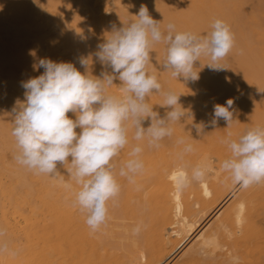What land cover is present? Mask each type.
Masks as SVG:
<instances>
[{"label":"bare ground","instance_id":"obj_1","mask_svg":"<svg viewBox=\"0 0 264 264\" xmlns=\"http://www.w3.org/2000/svg\"><path fill=\"white\" fill-rule=\"evenodd\" d=\"M141 6L162 29L173 23L177 31L205 34L215 19L223 20L234 47L221 68L201 57L199 79L186 81L163 71L165 45H155L149 71L181 94L191 118L174 124L173 136L158 149L145 148L135 183L118 177V203H110L106 223L93 231L65 187L73 183L66 174L38 175L15 159L13 109L25 98L21 82L44 71L33 67L41 58L71 62L83 73L79 59L91 57V72L100 76L105 69L94 56L97 45L113 25L134 20ZM47 25L63 37H48ZM110 91L118 93L115 85ZM229 99L231 126L223 119L211 126L214 105ZM162 100L153 94L149 102L163 117ZM201 123L198 135L194 125ZM256 126H264V0H0V264H264V182L243 188L220 169L230 155L223 138ZM179 137L195 149L183 162ZM202 161L210 166L205 179L178 188L180 172Z\"/></svg>","mask_w":264,"mask_h":264},{"label":"clouds","instance_id":"obj_2","mask_svg":"<svg viewBox=\"0 0 264 264\" xmlns=\"http://www.w3.org/2000/svg\"><path fill=\"white\" fill-rule=\"evenodd\" d=\"M160 43L165 45L163 71L177 80L196 81V62L207 57L208 67L221 68L219 62L232 51L234 37L229 25L220 19H215L205 34L177 31L173 23L162 29L147 7L141 6L134 20L119 28L113 25L97 45L94 56L105 69L100 76L91 72V57H80L83 73L71 62L41 58L33 67L43 68L42 74L21 82L25 98L13 109L15 159L38 175L55 179L66 174L73 183L65 182V187L93 231L106 223L110 203H118V177L135 183L144 169L141 156L145 148L158 149L163 140L173 136L174 124L191 118L179 102L181 94L164 88L157 74L149 71L151 53ZM114 85L118 93L110 91ZM153 94L163 97L158 104L166 109L163 117L149 102ZM232 104L229 99L226 105H214L209 124L214 127L223 119L230 127ZM145 121H150L147 127ZM194 127L203 135V123ZM176 143L182 146L178 153L182 162L195 151L183 137ZM222 143L230 155L220 163V169L233 183L247 188L264 182V126L250 128L238 138L229 132ZM126 148L127 159L118 163ZM209 167L204 161L185 167L176 177L177 187L203 181Z\"/></svg>","mask_w":264,"mask_h":264},{"label":"rangeland","instance_id":"obj_3","mask_svg":"<svg viewBox=\"0 0 264 264\" xmlns=\"http://www.w3.org/2000/svg\"><path fill=\"white\" fill-rule=\"evenodd\" d=\"M86 15H87V17L90 16L89 14H86ZM45 27H46V29H44V30H45L44 32L47 33L46 35H47L48 37H50V36H56V35H57V37H58V34H60V33H58V32H60V30H58L59 28H57V27H53V26H52L53 29H52L51 25H50V27H49V25H47V26H45ZM45 27H44V28H45ZM48 27H49V28H48ZM47 28H48V29H47ZM47 30L50 32V33H49L50 35L48 34V31H47ZM52 30H53V31H52ZM60 37H63L62 34H60L58 38L61 39ZM90 38H91V36L88 37V39H90ZM70 55H71V56H70ZM64 57H65L66 59H71V57H72V52H71V50H70V52H67V53L65 52ZM260 205H261V204H260ZM263 205H264V202L262 203V205H261L260 207H263V208H264ZM212 220H213V219H212ZM192 242H193V240H191V243H192ZM225 250H226V248H225ZM219 252H220V251H219ZM222 252H223V250H222ZM173 261H174V262L171 261V264H177L176 259H173Z\"/></svg>","mask_w":264,"mask_h":264}]
</instances>
